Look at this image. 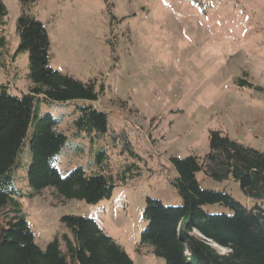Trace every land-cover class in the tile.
<instances>
[{"label": "rangeland", "instance_id": "rangeland-1", "mask_svg": "<svg viewBox=\"0 0 264 264\" xmlns=\"http://www.w3.org/2000/svg\"><path fill=\"white\" fill-rule=\"evenodd\" d=\"M1 2L9 47L0 85L27 94L28 54L17 51L15 32L20 1ZM27 9L47 31L49 67L103 89L92 105L107 114L108 131L93 142L75 134L79 101L41 104L39 113L61 120L59 129L67 137L54 162L57 170L61 175L76 167L90 171L101 149L114 176L126 170L123 180L114 181L111 197L96 204L59 198L53 188L30 197L26 140L15 178L35 244L43 250L66 232L61 217L80 215L95 220L133 264H165L149 246H140V234L146 198L180 204L169 183L176 177L171 159H202L209 131L264 152V0H34ZM196 177L203 189L252 205L237 182ZM205 210L231 213L219 206Z\"/></svg>", "mask_w": 264, "mask_h": 264}, {"label": "trees", "instance_id": "trees-1", "mask_svg": "<svg viewBox=\"0 0 264 264\" xmlns=\"http://www.w3.org/2000/svg\"><path fill=\"white\" fill-rule=\"evenodd\" d=\"M19 1L17 51L28 54L31 87L27 94L15 95L7 85H0V264H133L89 217H61L66 232L41 250L21 214L17 199L24 194L16 185L15 174L26 140L30 197L53 188L59 198L96 204L111 197L114 181L123 180L126 170L114 176L104 149L95 154L90 171L76 167L61 175L57 170L54 162L67 137L59 129L61 120L39 113L41 104L79 101L73 121L75 134L84 133L93 142L108 131L107 114L92 105L103 89L97 91L94 83L80 82L49 67L47 31L27 13V6L34 0ZM6 15L0 0V70L6 69L9 47L2 28ZM208 134V152L202 159L194 155L171 159L176 177L169 183L180 204L165 206L158 200L145 199L142 215L146 226L140 234V246H149L165 264H264V152L245 147L221 131ZM124 145L128 150L129 144ZM198 173L214 182H237L252 205H241L224 191L203 189ZM205 206L224 207L231 213H209Z\"/></svg>", "mask_w": 264, "mask_h": 264}]
</instances>
